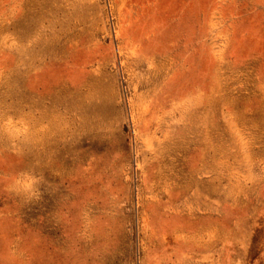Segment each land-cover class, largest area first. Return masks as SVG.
Instances as JSON below:
<instances>
[{
  "label": "rangeland",
  "instance_id": "374dc122",
  "mask_svg": "<svg viewBox=\"0 0 264 264\" xmlns=\"http://www.w3.org/2000/svg\"><path fill=\"white\" fill-rule=\"evenodd\" d=\"M0 264H264V0H0Z\"/></svg>",
  "mask_w": 264,
  "mask_h": 264
}]
</instances>
